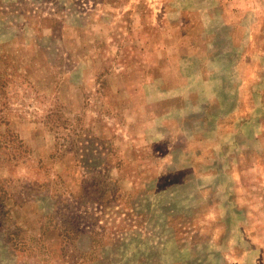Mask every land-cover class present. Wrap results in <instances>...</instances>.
<instances>
[{
  "label": "rangeland",
  "instance_id": "obj_1",
  "mask_svg": "<svg viewBox=\"0 0 264 264\" xmlns=\"http://www.w3.org/2000/svg\"><path fill=\"white\" fill-rule=\"evenodd\" d=\"M0 264H264V0H0Z\"/></svg>",
  "mask_w": 264,
  "mask_h": 264
}]
</instances>
